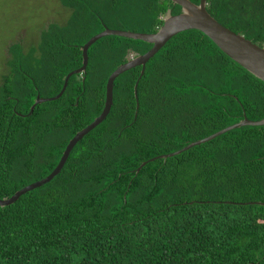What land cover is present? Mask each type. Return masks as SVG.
Here are the masks:
<instances>
[{
    "label": "trees",
    "instance_id": "trees-1",
    "mask_svg": "<svg viewBox=\"0 0 264 264\" xmlns=\"http://www.w3.org/2000/svg\"><path fill=\"white\" fill-rule=\"evenodd\" d=\"M62 2L73 9L67 30L50 25L36 46L9 48L11 75L0 85V200L56 168L102 112L108 77L151 48L106 36L89 47L85 73L72 75L58 99L35 105L56 97L81 67L90 30L109 28L93 1ZM132 6L137 33H155L168 10L180 13L170 0H109V23L132 18ZM206 10L264 47V0H207ZM140 74L136 67L114 81L109 114L53 180L0 207V264H264V126L160 158L244 117L264 119V83L197 30L170 39Z\"/></svg>",
    "mask_w": 264,
    "mask_h": 264
},
{
    "label": "water",
    "instance_id": "water-1",
    "mask_svg": "<svg viewBox=\"0 0 264 264\" xmlns=\"http://www.w3.org/2000/svg\"><path fill=\"white\" fill-rule=\"evenodd\" d=\"M170 1L172 2L173 5H177L180 7V13L177 15H172L170 10H168L166 15L162 18L161 27H159V29L153 34L113 30L104 27L102 32L91 37L81 47V53H82L81 67L70 72L66 76L64 81V86L61 92L56 97L51 99H41L37 97L35 101V105L50 100L58 99L64 92L66 85L68 83V79L72 75L85 73L88 64L87 51L89 47L98 40L106 36H118L135 41H142L146 44L151 45V48L146 53L142 55H137L132 59H128L126 63L116 68L112 72V74L108 77L106 83L105 102L102 112L98 117L94 119V121L90 125H88L86 128L78 132L74 136V138L69 142L56 168L46 178L22 188L21 190L17 191L11 198L0 200V207H5L13 204L22 195L36 188H40L48 184L51 180H53L60 173L71 150L76 145V143L80 141L89 131H91L97 125L102 123L109 114L110 109L113 105L114 81L120 75L136 67H141L140 75H142L144 73L145 66L148 63V61L151 58H153L159 52V50L162 49L165 46V44L177 34L189 30H197L201 32L206 37H208L219 48L221 52H223L226 56H228V58H230L233 62L241 66L252 76H254L255 78H257L258 80L264 83V47H259L258 45L252 43L250 40H247L243 35L234 33L228 28L221 25L207 12L206 10L207 0H200L198 4H194L189 0H170ZM134 93L136 96L137 83L134 86ZM33 108L34 106H32L31 111ZM245 126H264V119L260 121H250L244 117L243 120H241L237 124L229 126L203 140L191 143L182 150H179L177 152L168 155L160 156V158L166 159L168 157H173L175 155L180 154L183 151L190 149L191 147L209 141L214 137H216L217 135ZM144 165L145 163H143L141 167H143ZM140 168H138L137 172L139 171Z\"/></svg>",
    "mask_w": 264,
    "mask_h": 264
},
{
    "label": "rangeland",
    "instance_id": "rangeland-1",
    "mask_svg": "<svg viewBox=\"0 0 264 264\" xmlns=\"http://www.w3.org/2000/svg\"><path fill=\"white\" fill-rule=\"evenodd\" d=\"M63 0H0V85L4 83L6 77L10 76L9 62L14 57L13 51L9 49L11 43H20L24 50L31 46H36L39 42L40 34L50 25H56L66 29L73 20V9L64 6ZM93 1L94 11L103 14V20L108 27L114 30L133 31L138 29L139 23L135 24L136 6L131 7L132 18L130 16H115L109 23L104 10V6L109 0H91ZM135 5V4H134ZM112 9L111 7H109ZM113 10V9H112ZM114 11V10H113ZM112 11V12H113ZM126 22H124V21ZM96 25V24H94ZM100 26L96 25L90 31L94 36L99 31ZM11 52V53H10ZM38 55V53H37ZM35 58H38L34 54ZM129 58H132L131 56Z\"/></svg>",
    "mask_w": 264,
    "mask_h": 264
},
{
    "label": "clouds",
    "instance_id": "clouds-1",
    "mask_svg": "<svg viewBox=\"0 0 264 264\" xmlns=\"http://www.w3.org/2000/svg\"><path fill=\"white\" fill-rule=\"evenodd\" d=\"M162 18H163V17H162ZM130 56H131L132 58H134V57H135V56H133V55H130ZM130 56H129V57H130ZM132 58H129V59H132Z\"/></svg>",
    "mask_w": 264,
    "mask_h": 264
},
{
    "label": "flooded vegetation",
    "instance_id": "flooded-vegetation-1",
    "mask_svg": "<svg viewBox=\"0 0 264 264\" xmlns=\"http://www.w3.org/2000/svg\"><path fill=\"white\" fill-rule=\"evenodd\" d=\"M80 68V67H79Z\"/></svg>",
    "mask_w": 264,
    "mask_h": 264
}]
</instances>
